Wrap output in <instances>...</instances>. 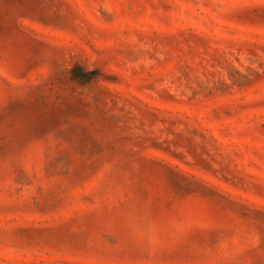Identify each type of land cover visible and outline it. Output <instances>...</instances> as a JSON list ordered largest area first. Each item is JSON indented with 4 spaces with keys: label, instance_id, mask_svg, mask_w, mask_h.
I'll list each match as a JSON object with an SVG mask.
<instances>
[{
    "label": "rangeland",
    "instance_id": "374dc122",
    "mask_svg": "<svg viewBox=\"0 0 264 264\" xmlns=\"http://www.w3.org/2000/svg\"><path fill=\"white\" fill-rule=\"evenodd\" d=\"M0 264H264V0H0Z\"/></svg>",
    "mask_w": 264,
    "mask_h": 264
}]
</instances>
